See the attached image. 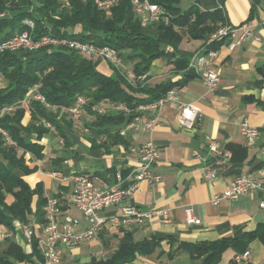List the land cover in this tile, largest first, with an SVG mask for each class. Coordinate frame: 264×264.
<instances>
[{
	"label": "crops",
	"instance_id": "obj_1",
	"mask_svg": "<svg viewBox=\"0 0 264 264\" xmlns=\"http://www.w3.org/2000/svg\"><path fill=\"white\" fill-rule=\"evenodd\" d=\"M179 8L182 11L190 8L202 12L221 11L224 24L238 27L248 23L252 27V36L234 50L230 49L233 39L225 40L217 49L214 67L222 81L216 90L209 91L202 79L196 76L176 89L179 92L177 102L144 117L157 120L158 125L153 132L130 130L121 136L120 132L127 123L96 127L97 117L89 111L80 126L73 128L72 125L70 128L60 115L56 122L63 129L65 140L57 131H51L39 141L44 147V159L37 160L30 154L26 155L28 165L37 167L38 171L26 176L25 181L33 189L43 184L46 198L57 197L64 207L63 212L77 221L76 231L81 233L87 231L90 225L69 200L73 184L71 181L56 180L51 173L61 172L65 176L88 174L100 190L107 191L118 184L119 174L123 178V186H128L132 173L140 166L137 156L131 152L132 148L152 141L159 150L160 158L152 170L162 177L161 182L140 183L130 203L142 211H160L166 212V215L155 216L144 224L107 223L93 240L84 241L74 248L62 247L59 264L108 261L122 246L153 238L161 240L160 246L149 255H138L129 264H203V259L193 260L182 245L238 238L264 225V209L260 207L264 201V0H180ZM205 50V42L185 38L179 47L178 57L191 61L204 54ZM104 63L107 64L100 61L99 71L115 77L113 70L105 67ZM189 71L188 68V71L176 73L166 59H158L152 63L147 84L182 82ZM182 104L199 110L198 122L192 130L179 123ZM30 119L27 113L23 124L27 125ZM67 120L71 122L69 116ZM245 121L260 132L254 143H249L241 134V125ZM108 128H111L113 137H98L93 144L90 130ZM208 138L215 140L223 152L230 153L231 158L213 156L209 151ZM57 167L62 171H55ZM209 170L217 173L214 181L206 177ZM241 177L256 180L263 188L238 200L224 199L215 205L214 198ZM8 201L11 203L13 198L8 197ZM36 202L37 197L34 198L33 212ZM189 210L200 224H188ZM113 213L111 210L102 211L100 215ZM22 225L15 222V229L7 230L0 244L12 234L11 239L32 254L33 244L26 240L20 228ZM28 225L38 236H43V224L38 223L34 215ZM247 251L249 258L241 264H264V242L254 240ZM238 255L242 254L229 249L218 264H237L234 259ZM33 261L42 264L36 257Z\"/></svg>",
	"mask_w": 264,
	"mask_h": 264
},
{
	"label": "trees",
	"instance_id": "obj_2",
	"mask_svg": "<svg viewBox=\"0 0 264 264\" xmlns=\"http://www.w3.org/2000/svg\"><path fill=\"white\" fill-rule=\"evenodd\" d=\"M64 1L0 0V15H3L0 16V42L28 32L35 40L49 36L110 47L118 52L123 63L132 64L134 79L128 80L116 68H112L115 77L107 76L98 69L100 59L89 58L67 47L0 54V79L6 82V86L0 87V112L6 107L17 105L14 112L0 118V226L9 231L15 229V222L28 225L33 215L38 223H45L47 198L44 186L38 184L33 189L24 179L38 171L37 167L28 165L26 155L30 154L37 160L44 159V147L39 141L49 135L51 130L45 127L43 120L51 123L65 140L64 131L56 122L61 115L59 110H48L44 103L37 100L28 106L23 104L32 90L38 88L46 104L56 108H70L78 96H86L91 99L92 105L113 102L135 111L137 107L156 102L169 91L181 88L186 81L197 76L190 70L182 82L147 84L155 60L166 59L176 73L188 71L190 61L178 57L184 39L205 42L225 22L221 11L202 12L195 8L182 11L179 8L180 0H151L166 9L171 18L168 25L143 24L127 0H121L109 10L100 9L94 0H68L69 7L63 6ZM26 20L34 23V29L26 25ZM221 44L213 43L207 49L217 50ZM142 77L146 78L142 80ZM88 111L93 114L90 109ZM27 113L31 119L24 125ZM93 115L97 117L96 127L102 128L128 123L138 114ZM67 118V114H62V121L71 128L72 123ZM90 131L95 138L92 139L93 144L98 137H113L111 128ZM3 132L8 135L12 145ZM59 161L62 162L61 159ZM55 171L62 170L57 167ZM8 197L13 198L11 203ZM35 197L36 210L33 212ZM257 239L264 242V225L238 238L199 245L183 244L182 248L190 253L193 260L203 259V264H218L227 250L234 249L237 254H243L250 243ZM160 244L158 238L141 243L132 242L122 246L112 259L94 261L93 264H129L138 255L153 253ZM34 257L44 263L36 239L32 254H28L11 238L0 244V264H35Z\"/></svg>",
	"mask_w": 264,
	"mask_h": 264
},
{
	"label": "built area",
	"instance_id": "obj_3",
	"mask_svg": "<svg viewBox=\"0 0 264 264\" xmlns=\"http://www.w3.org/2000/svg\"><path fill=\"white\" fill-rule=\"evenodd\" d=\"M100 9L109 10L117 5L121 0H94ZM131 3L136 16L145 25H158L170 23V16L165 8L152 3L151 0H127ZM69 1H64V7H69ZM3 16V15H0ZM26 25L34 29V23L26 20ZM252 27L248 23L234 27L228 24L219 25L216 30L205 41V53L193 58L189 63V69L199 76L204 85L209 91H214L220 85L222 78L215 70L214 60L218 56V50L207 49L213 43L224 42L227 39H233L234 42L230 45V49L234 50L243 43L250 40L252 36ZM45 47H67L70 50L79 52L89 58H98L106 62L110 68L121 70L123 60L118 52L110 47H101L90 43H83L78 40L57 39L49 36H44L35 40L28 32L18 34L15 37L6 41L0 42V54L6 52H16L19 50H39ZM146 77H142L144 80ZM33 100L41 101L46 105V108L51 111H58L60 114H67L70 121L75 126H80L84 115L91 110L93 114L131 115L136 112L133 120L127 123L125 128L120 132L121 136H125L130 130L141 129L144 132H153L158 125L155 118L145 119L149 114L163 110L168 104L179 100V92L176 89L169 91L164 97L156 102L141 105L135 111L124 104L113 102L92 105L91 99L86 96H78L74 105L70 108H56L46 104L45 98L40 94L38 88L32 90L24 99L23 104L30 105ZM17 105L4 108L0 112V118L7 113H12L16 110ZM199 119V110L191 105L182 104L179 123L182 127L192 130L195 128ZM46 128L52 132L56 129L51 123L43 120ZM2 133V130L0 129ZM10 145L12 141L8 135L3 132ZM241 134L249 142L254 143L260 135L258 128L253 127L247 121L241 125ZM209 151L215 157L231 158V154L223 152L220 145L213 139L208 138ZM140 166L132 173V178L128 186H123V178L119 174L117 176L118 184L107 191L100 190L95 184L92 177L88 174H73L65 176L61 172H52L51 176L61 182L71 181L72 191L69 196L71 204L78 209L88 220L90 228L78 233L76 231L77 221L62 210V203L56 197H47V203L44 207L45 223L43 224V236H38L35 230L30 225L20 226L26 240L29 244H33L34 239L38 242L39 250L44 258L42 264H59L62 260V247L67 246L74 248L84 241H91L95 238L98 232L107 224H144L146 221L155 216L166 215V212L160 211H142L132 205L134 194L140 183L146 181L148 183H160L162 177L152 170L153 165L159 160V150L152 141H148L139 148H132ZM209 181H214L217 178L215 170H209L206 175ZM263 186L256 180L248 177H241L232 181L226 186L225 190L218 194L213 203L218 205L221 200H238L240 197L261 190ZM260 207L264 209V201ZM114 211L108 216H101L102 211ZM188 224H200L199 220L194 218L192 211H187ZM9 234L7 238H11ZM249 252L235 257L234 261L241 264L248 260Z\"/></svg>",
	"mask_w": 264,
	"mask_h": 264
},
{
	"label": "rangeland",
	"instance_id": "obj_4",
	"mask_svg": "<svg viewBox=\"0 0 264 264\" xmlns=\"http://www.w3.org/2000/svg\"><path fill=\"white\" fill-rule=\"evenodd\" d=\"M104 65H105V67L107 66V67H109L110 68V66L109 65H107V64H105L104 63ZM99 67V66H98ZM101 69H103V68H101ZM122 71L124 72V73H126L127 74V76H128V78L131 80V79H133L134 78V74H133V66H132V64L131 63H126V62H124L123 63V65H122ZM3 86H6V82H5V80H3V79H0V87H3ZM73 125V124H72ZM74 127H78V126H75V125H73V128ZM2 228H4V229H2ZM7 232V229L5 228V227H2V226H0V239H2V236L4 235V233H6Z\"/></svg>",
	"mask_w": 264,
	"mask_h": 264
}]
</instances>
